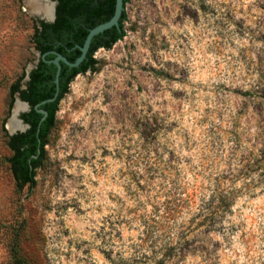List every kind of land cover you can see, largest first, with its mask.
Segmentation results:
<instances>
[{
    "label": "rangeland",
    "instance_id": "374dc122",
    "mask_svg": "<svg viewBox=\"0 0 264 264\" xmlns=\"http://www.w3.org/2000/svg\"><path fill=\"white\" fill-rule=\"evenodd\" d=\"M32 1L0 0V264L17 234L35 264H135L147 221L160 245L191 239L184 264H264V0H129L125 37L71 83L19 191L6 124L37 59ZM217 183L235 202L194 239ZM196 188L164 230L166 201Z\"/></svg>",
    "mask_w": 264,
    "mask_h": 264
},
{
    "label": "trees",
    "instance_id": "16d2710c",
    "mask_svg": "<svg viewBox=\"0 0 264 264\" xmlns=\"http://www.w3.org/2000/svg\"><path fill=\"white\" fill-rule=\"evenodd\" d=\"M52 1L58 2L56 19L53 23L41 22L40 26L35 25L32 43L42 55L57 52L67 57L71 62H75L81 55L78 46L85 43L90 30L108 22L113 17L116 0ZM128 3L129 0H124V11L120 20L121 29L112 28L96 36L92 41L87 58L80 67L70 68L63 63L60 76V94L55 102L42 106V109L49 113L42 123L43 115L38 113L34 106L55 96L57 67L41 59L37 67L31 72L30 80L26 83L25 89H21V82L24 77L11 86V109L17 93L20 94L22 100L29 102L32 106L30 112L22 115V119L30 125V129L25 133L7 135V144L11 150L8 163L19 191H23L26 187L31 189L36 185V170L42 166L46 154L45 147L48 145L49 137L56 125L59 104L69 92L71 83L78 75L95 68L97 61L94 56L99 49H111L114 44L125 37L124 24L127 20L126 6ZM55 57L54 53H50L46 58L53 60ZM261 151L263 154L264 145H262ZM257 164H261L264 168V155H259ZM199 191L201 188H196L177 204L172 201L171 205L170 200L166 201V213L161 219L164 230H167L170 221L175 219L182 209L192 206ZM234 202V192L224 189L221 184L217 183L211 193L205 195L199 212L191 221V225L195 226V231H197L194 233V239L195 234L204 233L205 229L215 227L216 220L228 213ZM146 226H144L145 232L140 243L135 246L133 255L135 264H184L186 252L192 245L191 239L179 236L160 245L156 240H152V225L147 221ZM14 238L16 241L11 249L12 264H35L22 253L18 242L19 234Z\"/></svg>",
    "mask_w": 264,
    "mask_h": 264
},
{
    "label": "water",
    "instance_id": "95a60500",
    "mask_svg": "<svg viewBox=\"0 0 264 264\" xmlns=\"http://www.w3.org/2000/svg\"><path fill=\"white\" fill-rule=\"evenodd\" d=\"M42 2L47 3L52 7V17L48 18L41 13H37V12L34 13L31 11V14L37 20L38 26L41 25V22L53 23L56 19V8H57L58 2L52 1V0H42ZM123 11H124V0H116V6H115V11H114L113 17L108 22L103 23L101 25H98L95 28L90 30V32L86 38L85 43L82 46H78V48L81 52V55L76 59L75 62H71L70 60H68L67 57H65L61 53H57V52H49V53L42 55L40 53V51H38L36 48H34V52L37 56V59L35 60V62L33 64H30L27 67L26 76L23 79V81L21 82V84H22L21 89L26 88V83L30 80L31 72L37 67V65L39 64L41 59L44 60L45 62H47L48 64H54L57 67V73H56V78H55V84H56L57 90H56L55 96L52 98H49V99H47L41 103H38L37 105L34 106V109L38 113H41L43 115L41 123L49 115V113L46 110L42 109V106H44L48 103L55 102L56 99L58 98L59 94H60V76H61V72H62V68H63V63L66 64L67 66H69L70 68L80 67V65L87 58V55H88L90 48H91L92 41L96 36L103 34L104 32H106L112 28H117L119 30L121 29L120 20H121ZM50 53H54L56 55V57L53 60H47V58H46L47 55ZM18 104L23 106L22 110H18V111L16 110V107ZM31 110H32V106L30 105V103L22 100L20 94L17 93L15 95V102H14L13 108L11 110L10 117L7 120V124H6V129L8 130V132L11 136L19 134V133H25L30 129V125H28L24 122V120L22 119V115L24 113L30 112ZM11 122H15V123L19 124V128L12 131L10 129V126H9L11 124Z\"/></svg>",
    "mask_w": 264,
    "mask_h": 264
},
{
    "label": "bare ground",
    "instance_id": "6f19581e",
    "mask_svg": "<svg viewBox=\"0 0 264 264\" xmlns=\"http://www.w3.org/2000/svg\"><path fill=\"white\" fill-rule=\"evenodd\" d=\"M29 7L31 8V11L34 13L36 12L41 13L48 18L52 17V7L47 3L32 1V2H29ZM22 109H23V106L18 104L16 107V110L18 111ZM9 126L12 131L19 128V124L15 122H11Z\"/></svg>",
    "mask_w": 264,
    "mask_h": 264
}]
</instances>
